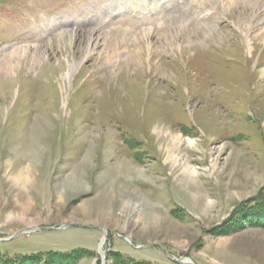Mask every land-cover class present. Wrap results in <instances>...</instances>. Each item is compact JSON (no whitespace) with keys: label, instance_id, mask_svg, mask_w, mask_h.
<instances>
[{"label":"rangeland","instance_id":"374dc122","mask_svg":"<svg viewBox=\"0 0 264 264\" xmlns=\"http://www.w3.org/2000/svg\"><path fill=\"white\" fill-rule=\"evenodd\" d=\"M263 3L0 0V252L264 264Z\"/></svg>","mask_w":264,"mask_h":264},{"label":"trees","instance_id":"16d2710c","mask_svg":"<svg viewBox=\"0 0 264 264\" xmlns=\"http://www.w3.org/2000/svg\"><path fill=\"white\" fill-rule=\"evenodd\" d=\"M256 202H253L252 205ZM254 206V207H255ZM90 253L88 250H73L72 252H61V251H48L45 253H38V254H29V255H16V256H8L7 254H4L0 252V264H35L39 262H62L66 260H74L77 259L81 253ZM136 261V260H135ZM53 263V264H54ZM132 264H151V262L147 261H137L133 262Z\"/></svg>","mask_w":264,"mask_h":264},{"label":"bare ground","instance_id":"6f19581e","mask_svg":"<svg viewBox=\"0 0 264 264\" xmlns=\"http://www.w3.org/2000/svg\"><path fill=\"white\" fill-rule=\"evenodd\" d=\"M246 24L248 25V23H245V21H244L245 27L247 26ZM167 139H168L167 140L168 143H166V145H167L166 146V151L168 153V156L170 157V156H172V154L177 149V147H178V141H180L181 138L180 137H176V136H172L170 138L169 135H168ZM189 142L193 143L192 140H190ZM184 174H185L184 177L186 178L185 182H187V184H192L193 185L194 184V181L197 182L196 179L194 178V176H195V173L194 172H188V171H186ZM189 190L190 191L192 190V191H194V192H196V193H198L200 195L198 198L196 196H194V200H197L199 203H201L202 202V198H201L202 196H201V194H202V192H204V190L202 189V187L199 186V184L197 183V186L193 185V187L191 189H189ZM186 261H189V260H186Z\"/></svg>","mask_w":264,"mask_h":264},{"label":"water","instance_id":"95a60500","mask_svg":"<svg viewBox=\"0 0 264 264\" xmlns=\"http://www.w3.org/2000/svg\"><path fill=\"white\" fill-rule=\"evenodd\" d=\"M50 228V227H49ZM59 228V227H58ZM46 229L45 227H36V228H27V229H23L19 232H17L16 234H14L13 236L9 237V238H0L1 241H8V240H11L21 234H24V233H27V232H31V231H36V230H44ZM52 229V228H51ZM54 229V228H53ZM172 258L180 263H184V264H195L192 260H190V258L188 257H185V258H177L176 256L174 255H171ZM186 260H189V261H186Z\"/></svg>","mask_w":264,"mask_h":264}]
</instances>
